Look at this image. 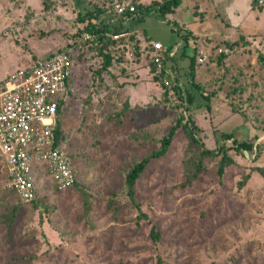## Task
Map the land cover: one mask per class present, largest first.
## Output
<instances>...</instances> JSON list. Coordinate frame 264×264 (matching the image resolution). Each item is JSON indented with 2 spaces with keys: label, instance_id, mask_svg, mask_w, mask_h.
Returning a JSON list of instances; mask_svg holds the SVG:
<instances>
[{
  "label": "rangeland",
  "instance_id": "1",
  "mask_svg": "<svg viewBox=\"0 0 264 264\" xmlns=\"http://www.w3.org/2000/svg\"><path fill=\"white\" fill-rule=\"evenodd\" d=\"M115 1L0 0V84L35 60L70 50L73 91L62 112V146L77 179L64 191L39 183L37 201L24 205L7 187L0 159V264H264V180L252 173L238 189L244 174L264 163V68L257 58L264 54V0H182L172 14L145 11L123 26L131 39L86 43L81 15L99 9L94 22L106 24L117 19L109 13ZM131 1L147 7L163 0ZM118 25L120 19L112 26ZM185 35L192 37L187 44ZM154 43L186 50L174 58L182 91L191 86L194 49L204 51L194 77L209 102L197 96L186 112L153 80ZM99 48L112 58L107 70ZM220 52L226 58L218 64ZM182 115L193 119L209 150L232 146L226 134L256 137L253 148L232 151L235 164L222 178L212 161L183 187L187 141L179 129L166 154L140 176L131 200L127 172L159 148Z\"/></svg>",
  "mask_w": 264,
  "mask_h": 264
},
{
  "label": "built area",
  "instance_id": "2",
  "mask_svg": "<svg viewBox=\"0 0 264 264\" xmlns=\"http://www.w3.org/2000/svg\"><path fill=\"white\" fill-rule=\"evenodd\" d=\"M112 12L124 25L137 15L134 5L126 0L114 3ZM106 36L118 40L128 34ZM151 47V58L164 73L165 85L180 87L177 67L172 63L180 45L168 50L159 43ZM206 58L198 48L197 62L201 64ZM73 74L70 50L56 51L15 70L0 84V158L7 173V187L24 205L38 198L39 183H52L59 191L75 183L72 161L57 144L55 133L59 102L70 98Z\"/></svg>",
  "mask_w": 264,
  "mask_h": 264
},
{
  "label": "trees",
  "instance_id": "3",
  "mask_svg": "<svg viewBox=\"0 0 264 264\" xmlns=\"http://www.w3.org/2000/svg\"><path fill=\"white\" fill-rule=\"evenodd\" d=\"M122 1V0H116L114 3ZM182 0H163L162 2H153L150 6L144 7L143 4H140L139 2L131 1L130 4L134 5L137 15L136 19L137 20H142L140 18V14L143 12H149V11H154L156 12L159 16L165 17L168 14H172L175 12V10L180 6ZM256 2V0H255ZM114 3L111 5L113 6ZM112 6L109 8V13L112 15H115L112 12ZM46 9V6H45ZM99 13L101 11L99 9L94 10V11H89L84 15H81L80 21H87L88 25L85 28V32L90 34V39L86 40V43L91 41V42H98L100 44H117L120 43L121 40H126V39H131L132 36L128 35L126 38L118 39V40H113L111 37L106 36V33L114 34V33H122V25L118 27L112 26L110 24H103L102 22L96 23L94 22V19H98ZM188 36L185 35V43H188ZM129 37V38H128ZM195 41V39L193 38ZM240 41L244 42L246 41L245 36H241ZM236 42L229 44L226 43V45L231 48ZM101 47V46H99ZM150 52L152 51V47H149ZM100 54L102 55L104 59V69L107 70L110 65H111V56L109 54H103L102 49L99 48ZM168 50V49H167ZM60 51H66L68 52V49L65 50H60ZM194 55L190 57V64H189V75H190V82L191 86L188 89L181 90L177 85H173L167 87L165 85V76L164 73L159 71L156 67V65L153 63L152 58L149 56V65L152 66V71H153V80L156 82H159L166 91V93H171L172 96L176 97L177 100L180 101L181 105H184L185 103V110L188 112L193 108L196 102V98L207 100L209 102L210 97L209 95H205L202 93V90L199 89V85L195 82V77L194 75L196 74V65H197V49H194ZM226 58V55L224 52H220L219 57H218V64H221L222 59ZM258 62L261 65L262 68H264V54L259 53L257 56ZM199 64V63H198ZM171 91V92H170ZM185 91V96L183 92ZM197 92V93H196ZM68 101L66 99H62L59 102L58 106V115H57V123L55 127V133L57 137V144H63L64 142V134H63V126H62V112L64 107L66 106V103ZM200 106H204L202 104H199ZM197 105L195 108H199L200 106ZM205 106L209 109L210 104H205ZM234 110V109H233ZM234 113V112H233ZM179 129L183 130V135L186 138V149L184 152V157H185V171H186V181L184 182L183 187H186L190 185L192 182L196 181L198 177L207 170V165L208 163L214 161L217 164V175L222 178L224 175L226 169L232 165L235 164V161L233 158L230 156V153L232 151H236L239 153L241 150H247L251 151L253 148V141L256 139V137H253L249 140H244V141H238L234 135L232 134H226L224 136L225 139L231 141L232 146H225L222 145L218 147L216 150H209L207 149L204 144L201 142V140L198 138L197 133L200 131L198 126L194 123L192 118H186L185 116H180L177 121L170 127L168 133L166 136H164L160 140V146L157 150L151 152L148 156L145 158L141 159L137 163H135L132 168L127 172L125 176V188H126V196L129 197L131 200H135V186L140 178V176L144 173V171L148 168L150 163L157 158H160L166 154L168 149L173 145L174 140L176 139L177 136V131ZM70 157V155H69ZM71 158V157H70ZM1 159V158H0ZM3 165V163H2ZM4 167V166H3ZM252 173H257L260 175V177L264 180V163L262 165H257L254 166L250 169V171L246 174H244L243 178L238 182V189H242L245 187L246 183L249 181L251 178ZM77 185V179H75V183L70 187L73 188L74 186ZM57 189V187L55 186ZM69 188V189H70ZM13 194L16 195L15 191L10 189ZM58 190V189H57ZM17 196V195H16ZM37 201L34 200L33 202L35 203ZM32 202V203H33ZM137 208L139 206L137 205ZM15 210V208H14ZM139 217L141 218H146L145 214L142 212H139ZM150 235L153 237L154 241H158L160 238L159 233L156 231L155 227H152ZM156 264H165L161 259L157 260Z\"/></svg>",
  "mask_w": 264,
  "mask_h": 264
},
{
  "label": "crops",
  "instance_id": "4",
  "mask_svg": "<svg viewBox=\"0 0 264 264\" xmlns=\"http://www.w3.org/2000/svg\"><path fill=\"white\" fill-rule=\"evenodd\" d=\"M118 20H119V18H117ZM117 19H110L108 22H106V23H110V25H113L114 23H116V21H117ZM122 20V19H121ZM121 20H120V23H121V25H122V27L124 26V30H126L127 29V25H124V24H122V22H121ZM134 20H137L136 18H134L132 21H130L129 23H132ZM113 23V24H112ZM128 23V24H129ZM191 36H193L192 34H191ZM191 36H188V38H192ZM165 49V48H164ZM180 50V49H179ZM179 52V51H178ZM185 52H186V50H182L181 51V53L179 54V53H177L176 54V56L175 57H177V60L180 58V56L182 55V56H184L185 55ZM174 57V58H175ZM174 60V59H173ZM177 60H174V61H172V63H176L175 65H177ZM179 63V62H178Z\"/></svg>",
  "mask_w": 264,
  "mask_h": 264
},
{
  "label": "water",
  "instance_id": "5",
  "mask_svg": "<svg viewBox=\"0 0 264 264\" xmlns=\"http://www.w3.org/2000/svg\"><path fill=\"white\" fill-rule=\"evenodd\" d=\"M225 53H227V52H225Z\"/></svg>",
  "mask_w": 264,
  "mask_h": 264
}]
</instances>
